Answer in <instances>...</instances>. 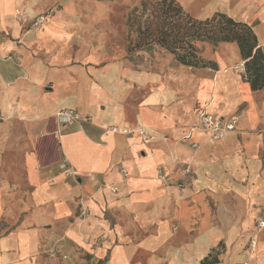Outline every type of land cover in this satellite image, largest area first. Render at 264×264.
I'll return each mask as SVG.
<instances>
[{"label": "crops", "instance_id": "obj_1", "mask_svg": "<svg viewBox=\"0 0 264 264\" xmlns=\"http://www.w3.org/2000/svg\"><path fill=\"white\" fill-rule=\"evenodd\" d=\"M181 1L248 22L264 48V0ZM20 3L0 0V264H264V104L221 139L192 127L264 88L218 66L85 63L60 18L23 33ZM69 108L84 121L60 123ZM186 165L183 188L158 177Z\"/></svg>", "mask_w": 264, "mask_h": 264}, {"label": "rangeland", "instance_id": "obj_2", "mask_svg": "<svg viewBox=\"0 0 264 264\" xmlns=\"http://www.w3.org/2000/svg\"><path fill=\"white\" fill-rule=\"evenodd\" d=\"M144 1H147L146 7L142 5ZM152 1L156 0H20L16 19L21 25L22 32L30 33L38 32L45 23H50L48 21L60 18L59 34L69 37L67 41L70 45L69 49L74 52L77 60H85V63L99 65L122 60L138 69L174 72L176 67L183 65L170 52L160 46L141 49L135 46L140 23H144V20L151 16L152 5L150 3ZM177 1L182 3L187 11L197 16L194 13L197 12L198 6L192 7L193 13L181 0ZM199 46L202 55L215 61L220 70L241 76L245 72L244 61H241L243 59L235 43L213 45L208 42H199ZM234 53H237V56H234ZM239 62L242 64L239 65ZM185 67L191 71L197 69ZM259 96H255L254 101L241 99L229 109L223 118L236 117L238 124L239 119L241 122L252 108L250 104H254L255 111H258V107L261 105L263 106L264 97ZM207 107L199 111L198 122L192 127L197 128L200 115L203 111H208ZM145 131L148 132L147 136L141 134L140 131L132 133H137L144 141H148L155 133L153 134L151 130L147 129ZM192 147L197 148L198 145L193 143ZM121 172L123 175H127L126 169H121ZM192 172V167L186 165L182 166L180 171H175L176 179L174 181L170 179V174L163 169L159 170L158 177L165 184H176L183 188L186 185V180L191 179ZM178 173H180L179 177ZM112 191L118 192L119 187L113 186ZM89 214V207H84L78 216L83 218ZM51 251L54 252V250Z\"/></svg>", "mask_w": 264, "mask_h": 264}, {"label": "trees", "instance_id": "obj_3", "mask_svg": "<svg viewBox=\"0 0 264 264\" xmlns=\"http://www.w3.org/2000/svg\"><path fill=\"white\" fill-rule=\"evenodd\" d=\"M146 4L147 1L142 3L145 7ZM150 4L151 16L139 25L137 48L160 46L183 66L214 68L217 63L202 55L199 42L235 43L244 61V79L253 91L264 88V48L251 24L223 11L198 17L177 0H156Z\"/></svg>", "mask_w": 264, "mask_h": 264}, {"label": "built area", "instance_id": "obj_4", "mask_svg": "<svg viewBox=\"0 0 264 264\" xmlns=\"http://www.w3.org/2000/svg\"><path fill=\"white\" fill-rule=\"evenodd\" d=\"M58 121L62 124H73V123H82L84 121L83 116L77 110L74 109H64L58 111L56 114ZM237 125V118L236 117H216L212 113L208 111H203L199 118V123L197 128L204 130L214 139L222 138L227 132L232 131L236 128ZM110 131L113 132H124V133H132L134 131H140L141 134L147 136L148 132L145 131L144 128H136L132 129L130 127H121L117 125H112L109 127ZM68 163L63 161L60 167L67 172V174L71 175L74 172L71 171L68 167ZM259 227H264V219H260L258 221ZM256 241L252 240L251 248H255ZM249 264V263H245Z\"/></svg>", "mask_w": 264, "mask_h": 264}]
</instances>
